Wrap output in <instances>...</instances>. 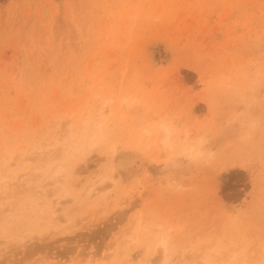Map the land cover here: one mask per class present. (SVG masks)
Instances as JSON below:
<instances>
[{"label":"rangeland","instance_id":"1","mask_svg":"<svg viewBox=\"0 0 264 264\" xmlns=\"http://www.w3.org/2000/svg\"><path fill=\"white\" fill-rule=\"evenodd\" d=\"M0 183V264H264V0H0Z\"/></svg>","mask_w":264,"mask_h":264},{"label":"bare ground","instance_id":"2","mask_svg":"<svg viewBox=\"0 0 264 264\" xmlns=\"http://www.w3.org/2000/svg\"><path fill=\"white\" fill-rule=\"evenodd\" d=\"M101 116H103V115H101ZM105 116V115H104ZM105 118V117H104ZM103 118V119H104ZM89 122V121H88ZM88 122H86V126H85V128L86 127H88ZM102 124V122L99 124H95V126L94 127H92V130H93V133H92V135H91V137H90V146L89 147H93L94 145L96 146V144L98 145V141L96 140V138H97V136L100 134V132H101V130H103V128H104V126L103 125H101ZM94 125V124H93ZM161 131L163 132V137L162 138H160V141L164 144V145H168V140H169V135H170V132H171V129H170V126L169 125H167V124H165V123H162L161 124ZM81 137L83 138V135H81ZM103 138V137H102ZM140 143V140L138 141V144ZM115 148V147H114ZM188 148H190V147H188ZM26 149V148H25ZM26 151V150H25ZM19 153V152H18ZM21 156H23V154H21ZM20 155H19V157H21ZM16 158H19L18 156H15ZM14 157V158H15ZM23 157H25V159H26V156H23ZM22 159V158H21ZM20 158L17 160L18 162H19V160H21ZM37 159H38V157H37ZM24 161V160H23ZM23 161H21V162H23ZM20 163V162H19ZM173 163H175V162H173ZM63 164L64 165H66L64 162H63ZM20 165V164H19ZM57 165V164H56ZM55 165V167H53V168H51V171H50V173L48 174V180H45L46 181V183H45V185H39V183H38V185L36 184V182H34L35 183V188H38V191L40 190V189H42V190H46L47 191V189H49V187H51L52 185H56V184H58V183H60V179L65 175L64 173L66 172V175L68 174V172H69V169H68V165L65 167V166H63L62 165V163L59 165V163H58V165L56 166ZM14 169V168H13ZM68 169V170H67ZM68 171V172H67ZM42 172H44V171H42ZM2 177H3V175H2ZM39 177V176H38ZM110 177H112V176H110ZM4 179V178H3ZM35 180L37 181V178H35ZM3 181H5V180H3ZM44 181V182H45ZM1 184V183H0ZM41 184V183H40ZM43 184V183H42ZM2 185H4V183L2 184ZM12 186V185H11ZM37 191V192H38ZM21 192H25L24 190H21ZM19 195V194H18ZM17 196V195H16ZM43 213V212H42ZM155 249L156 250H160L161 249V251L164 253V255H166V253H167V251L169 250V239L167 238V237H165V236H163L158 242H157V244H156V247H155ZM213 251H216V249H213ZM212 250H210L209 252H206L204 255L202 254V258H203V261L204 262H207V263H212V252H213Z\"/></svg>","mask_w":264,"mask_h":264}]
</instances>
